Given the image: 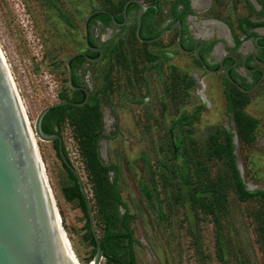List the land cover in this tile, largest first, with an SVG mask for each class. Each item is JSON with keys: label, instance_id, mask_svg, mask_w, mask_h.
<instances>
[{"label": "rangeland", "instance_id": "rangeland-1", "mask_svg": "<svg viewBox=\"0 0 264 264\" xmlns=\"http://www.w3.org/2000/svg\"><path fill=\"white\" fill-rule=\"evenodd\" d=\"M125 1L0 0V49L29 121L50 104L75 100L66 59L84 50L85 17L99 9L116 14ZM171 2L157 0L153 27L167 23ZM251 7L245 0H207L204 8L188 16V29L194 38L217 36L230 42L224 28L210 19L228 20L241 36L236 28L239 18L264 17L258 6ZM133 18L132 11L124 32L91 25V36L103 48V56L78 67L77 73L89 99H98V110L95 114L68 110L57 127L89 201L99 241L108 224L111 231L122 233L126 223L131 234L130 244L120 240L100 264H126L130 256L133 264H264V196L243 194L264 193V83L250 95L244 110L257 119L258 128L241 139L242 131L231 119L233 109L225 110L226 98L233 95L223 92L221 74L202 78L193 57L177 51L175 31L157 42L140 43ZM257 33L264 35V29ZM223 44L207 57L211 52L213 59L235 54L226 41ZM165 50H174V56L164 59ZM246 52H255L251 39L239 47L240 54ZM201 89L209 107L197 95ZM83 123L91 126L88 138ZM232 131L237 139L232 155L243 192L225 153L218 157L212 152L218 144L225 150V134ZM97 135H101L96 145L101 165L115 167L116 173L93 166L83 154L85 148L91 151ZM37 145L62 226L77 259L86 264L93 250L86 220L79 201L64 196L74 181L51 143L37 141ZM214 181L219 183L216 197L206 188ZM113 192L123 206L115 202ZM212 200L214 206L209 205ZM207 205L210 210H205Z\"/></svg>", "mask_w": 264, "mask_h": 264}, {"label": "water", "instance_id": "water-1", "mask_svg": "<svg viewBox=\"0 0 264 264\" xmlns=\"http://www.w3.org/2000/svg\"><path fill=\"white\" fill-rule=\"evenodd\" d=\"M250 1L255 5L252 0ZM130 3L138 6L136 37L142 41L139 29L146 6L139 0H128L123 7L124 18ZM190 5L192 6L191 3ZM100 12L103 11H92L83 22L85 47L88 50L97 51L98 57L91 59L82 51H78L66 59L68 85L72 90H81L84 93V100L81 102L58 101L50 104L39 110L33 121L30 120L28 124L0 56V264H76L62 235L33 139L51 144L57 143L61 162L75 177L85 204L89 231L95 249L94 256L88 264H100L103 259V249L94 225L89 201L79 175L63 152L62 139L58 134L45 135L41 130V121L50 110L66 105L79 107L87 102L88 90L72 85L70 62L78 56H83L89 62H96L101 58V49L92 48L87 41V22L91 16ZM112 21L118 25L114 20ZM175 27L178 29L176 46L182 53H188L181 46V24L178 21L146 42L161 39ZM202 43L201 38L196 39L195 46L198 45V47L194 49V53L197 58H199L198 50ZM235 139L234 136L233 144Z\"/></svg>", "mask_w": 264, "mask_h": 264}, {"label": "flooded vegetation", "instance_id": "flooded-vegetation-1", "mask_svg": "<svg viewBox=\"0 0 264 264\" xmlns=\"http://www.w3.org/2000/svg\"><path fill=\"white\" fill-rule=\"evenodd\" d=\"M127 1H125L124 4ZM174 1L175 0H172L171 4L169 5L168 11L166 12V14H168V16H169L167 23L160 28L153 27L152 22H151L152 18L156 15L157 12L155 14H153L152 16H147L148 11L152 7L153 1H152V3L144 4L146 6V10L144 11V13L142 15L141 25H140V29H139V36L142 39V41L136 37V26H137L136 15H137V11H138V6L132 7V5L134 3H130L127 6L126 12H125V18L123 15L124 4L121 7L120 12H118L116 14L112 13L109 10L99 9V10L103 11V12H100L101 14H104L110 18V21L104 23L101 21V19L98 18L95 20V23L99 24L100 27H116V30L118 32H121V31L124 32V30L127 29L128 25H129V14H130V12L133 11L134 12L133 20L135 23V37L140 43L145 44V43H148V42H146L147 40H150V39L156 37L162 30L169 29L173 23L178 21L181 24V46L183 49L188 51V53H185V54L192 56L194 59V62H196L198 64L199 71L201 72L202 78L205 77L206 75H220L221 74L220 81H221L222 86H223V92L227 90L228 94L231 93L233 95L232 97H230V95H229V97L226 98V100H225L226 112L229 109H233V111L231 113V119L233 121V124L236 125L235 124V122H236V123H243L245 125L248 124L250 127L254 126V129L252 131V133L254 134L258 128V121H257V119H255V118L249 116L247 113H245L244 110H245V107L249 103L250 95L255 93L256 90L259 87H261V85L264 83V35H260L257 33L258 29H264V17L261 19V21H252V20L245 19V20H248L250 22L263 24V26H257V27H250L246 23H244L240 26L239 20H242L244 18H239L236 21V28L241 33V36H237L233 25L228 20L221 19V18L210 19V20L217 21L216 23H219L216 26H220L221 28H224L225 34L229 38L230 42H228L227 39H225V38L219 39V37H217V36L216 37L211 36L210 38H207V39H204L205 37H202L201 39H202L203 43L198 50L199 58H197L195 56V53H194V49L198 47V45L195 46V42H196L197 38L196 37L194 38L191 36V33H190V31L188 29V25H187V18L189 15H193L194 13H196V11L194 9L204 8L205 5L200 6V7H194L193 0H191V1L188 0L189 4L190 3L192 4V6L190 5V7H191L193 13L186 14L184 20L181 21V20H175L174 19V16H173L174 13H173V9H172V3ZM245 1L250 7L251 6L254 7L256 5L260 8V10L262 9V1L263 0L261 1L260 4H258V3L256 4V2L253 1L255 3V5L252 4V2L250 0H245ZM206 3H207V1H206ZM252 7H251V9H252ZM254 8L256 9V7H254ZM176 10L178 13H181L183 10V6L181 4H179L177 6ZM100 13H97V14H100ZM112 20H114L118 25H115ZM173 31H175V36H176V41H177L178 29L175 27L171 32H173ZM171 32H168L165 35L170 34ZM252 32H254L256 34V36H250V34ZM197 35L199 36V34H197ZM249 39L252 40V44L255 48V52H246L244 54H240L239 53V47L244 43V41H248ZM83 41H84V38H83ZM87 41H88V44L92 48L101 49L102 56H103V48L100 45H98L95 42V40L93 39V37L91 36L90 28L88 29ZM157 41H155V42H157ZM225 41L227 43V46H229V48L231 50L236 51L235 54L224 53V54L220 55L218 58L213 59L210 56H214L215 54L213 52H211L209 55V58H211V59H209L207 57L206 53L210 52L211 50L214 51L215 50L214 47L216 45H218L219 43H221L223 46L224 45L223 43ZM150 43H153V42H150ZM171 46H172V44L170 45V47ZM167 48L169 49V47H167ZM176 49H177V51H180L177 46H176ZM171 51H173V52H169V50L168 51L165 50V51L161 52V54L164 55V59L167 57L171 58L174 56V54H173L174 50H171ZM82 52L87 57H89L91 59H96L99 55V53L97 51L88 50L85 47V44H84V50H82ZM175 54L177 55L176 52H175ZM102 56H101V58H102ZM90 63H94V62H89L86 59L80 63L76 61L74 63V67L71 68L72 75L74 76V78L78 80V73H77L78 67H79V69H81V68H83L84 64H90ZM170 66L172 68V65H170ZM206 69L210 70V72H208ZM169 72H170V70H169ZM196 75H198V74H196ZM76 87H82V86L79 85ZM204 89H205V87H204ZM73 91L74 92H82L81 90H73ZM88 99H89V97H88ZM229 99H232V100L229 101ZM75 103H78V102H75ZM232 133H233V131H232Z\"/></svg>", "mask_w": 264, "mask_h": 264}, {"label": "trees", "instance_id": "trees-1", "mask_svg": "<svg viewBox=\"0 0 264 264\" xmlns=\"http://www.w3.org/2000/svg\"><path fill=\"white\" fill-rule=\"evenodd\" d=\"M152 1H153L152 7L148 11L147 16H152L158 10V7L156 5L157 4V0H152ZM179 4H181L183 6V10H182L181 13H178L177 10H176L177 6ZM136 6H137L136 4L132 5V7H136ZM172 9H173V13H174L173 16H174L175 20L183 21L185 16H186V14L193 13L188 0H175L172 3ZM263 11H264V0L262 1L261 12H263ZM98 18L101 19V21L104 22V23L110 21V18L108 16L104 15V14H101V13L100 14H95L87 22L88 29L90 28V26L92 24L95 23V20L98 19ZM244 23H246L250 27L263 26V24H261V23H254V22H250V21L245 20V19L239 20V25L240 26L242 24H244ZM250 36H256V34L254 32H252L250 34ZM84 60L85 59L82 56H78V57L74 58L70 62L71 68L74 67V63L76 61L80 63V62H83ZM72 85L73 86H79L80 85L79 81L77 79H75L73 75H72ZM74 93L76 95V98L73 101L71 100L72 102H81L84 99V94L82 92H74ZM229 100H232V99H229ZM73 108L74 109L80 108V109H83V110H85L87 112H93L95 114L97 112V110H98V99L96 97H93V99H91V100L88 99V101L83 106H79V107L66 105V106H62V107H58V108L50 110L48 113H46L44 115V117H43V119L41 121V130H42V132L45 135H53V134L60 135L59 132H58V128H57L59 119L64 115V113L66 111L71 110ZM236 125H238V130L240 132L242 131L239 134V137L241 139L243 137V134L246 135L248 133H251V129L253 130V128H254V126L250 127L248 124L245 125L243 123H237ZM83 127L85 128V133H86L84 138H88L89 137V131L91 130V126L86 124V123H83ZM100 136L101 135H97L95 137V140H94V143L92 145L91 151L89 152L88 149L85 148L83 154L85 155L86 158L90 159V161L93 164V166H100L104 170L112 169L116 173V168L115 167H112V166L106 167V166H102L101 165V162H100L99 157H98V153L99 152H97V148H96L97 141H98V138ZM234 136L235 135H233V133H230V132L226 133L225 134V140H224L225 141V150L221 151L222 147L220 146V144H218V145H215V147L212 149L213 150L212 152H213L214 156H218V157H220V156L222 157L223 156L222 153L223 152L225 153V157L228 158V164H229L230 170L232 172V176H233L234 180L237 182V184L239 185L240 191L243 192L242 182H241V179L239 177L238 170L236 169V167L234 165V159H233V155H232L233 137ZM86 143H87V141H84L83 147H85ZM52 146H53V148L55 150V153H56L58 159L61 161L59 153H58L57 143L56 142L52 143ZM63 152H64L65 156L67 157L65 149H64V146H63ZM61 164H62L63 168L68 172V174L71 177V179L74 181L73 187L68 189L69 191L68 192L66 191L64 193V196H65L67 201H71V200H74V199L79 201L81 211L84 214V217H85V220H86V228H87V231H88V238H89V240H90V242L92 244V247H93L91 258L88 260V262H90L92 260L93 256H94L95 249H94V242L92 240V236H91V233L89 231V226H88V221H87V217H86L85 204H84V201H83V197H82V195L80 193L79 186H78V184L76 182L75 177L73 176V174L67 169V167L62 162H61ZM198 186H199L198 188L201 187L200 184ZM206 188H207V192L211 193V195L213 197H216V196L219 195V193H218L219 191L217 189V188H219V183L214 181V182H212V184H209V185L207 184ZM243 194H245L248 197H252L255 194H261L262 196H264L263 192H255V193L243 192ZM113 196H114L115 202H117L120 206H123L122 201L120 200V198L118 197V195L115 192H113ZM209 205L210 206L211 205L214 206V201L212 200L209 203ZM204 208L206 210L208 208V205L204 206ZM208 210H210V209L208 208ZM108 225H107V227H106V229L104 231V234H103L102 238L100 239V244H101V247L103 249V256L104 257H107L108 254L113 252V250L117 247V244L119 243L120 240L125 239V240H127L129 242V244L132 242L131 234L128 231V227H127L126 223H124V228H123V232L122 233H115V232L111 231L109 229ZM88 262H86V264H88ZM126 264H133L132 256H130V260H128Z\"/></svg>", "mask_w": 264, "mask_h": 264}, {"label": "bare ground", "instance_id": "bare-ground-1", "mask_svg": "<svg viewBox=\"0 0 264 264\" xmlns=\"http://www.w3.org/2000/svg\"><path fill=\"white\" fill-rule=\"evenodd\" d=\"M206 1H207V0H193V5H194V7L204 6L205 3H206ZM252 1H254V0H252ZM204 32L207 33V30L204 29ZM222 33H223V31L220 30V31H219V35H222ZM246 46H247V45H246ZM215 52H216V53L218 52V47L215 48ZM0 56H1V58H2V61H3L4 65H5V68H6L7 72H8V75H9V77H10V79H11V82H12L13 87H14V89H15V92H16V94H17V97H18V100H19V102H20V105H21V108H22L23 114H24V116H25V119H26L27 123L30 124V121H29L28 116H27V114H26L25 108H24L23 103H22V101H21V99H20V96H19V93H18V89H17V87H16V85H15V82H14L12 76H11V73H10V71H9L8 65H7V63H6V60H5L4 56H3V53H2V51H1V49H0ZM197 95H198V97L200 98V100L206 105V107H209V106H210L209 101L207 100L206 96H205L204 93H203V89L199 90V91L197 92ZM104 123H105V126L108 127V126L110 125L111 122L109 121V118L106 117V118L104 119ZM233 135H234V134H233ZM236 141H237V139H235V143H236ZM33 143H34V148H35V151H36V154H37V157H38V160H39V164H40V167H41V170H42V173H43V177H44V181H45V184H46V188H47V191H48L49 197H50V199H51V203H52V205H53V208H54V211H55V214H56V217H57V220H58L59 226H60V228H61L62 235H63V237H64V240H65V242H66V244H67V247H68V249H69V252H70L72 258L74 259V261L76 262V264H82V263L77 259L75 253L73 252V249H72V247H71L70 241H69V239H68V237H67V234H66V232H65V230H64V228H63V226H62V222H61L60 214H59L58 209H57L56 200H55V197H54L53 191H52L51 186H50V183H49V178H48V176H47V172H46L45 165H44V163H43V160H42V157H41V154H40V151H39L38 145H37V141H36L35 139H33ZM100 151H101V155H102L103 157H105V155H104V150H103V146H102V148H101ZM238 168H239V167H238Z\"/></svg>", "mask_w": 264, "mask_h": 264}]
</instances>
